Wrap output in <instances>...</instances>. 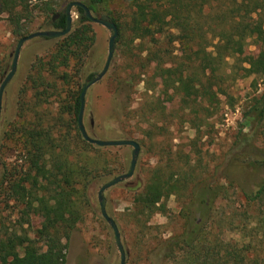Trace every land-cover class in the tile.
Returning a JSON list of instances; mask_svg holds the SVG:
<instances>
[{
  "label": "trees",
  "instance_id": "16d2710c",
  "mask_svg": "<svg viewBox=\"0 0 264 264\" xmlns=\"http://www.w3.org/2000/svg\"><path fill=\"white\" fill-rule=\"evenodd\" d=\"M73 1H81L93 14H99L112 2L69 3ZM31 2L0 0V13L8 16L17 36L22 34L23 19L32 16ZM128 2L133 7L131 40L133 44L138 42L140 52L135 54L138 62L131 54L137 62L133 66L137 68L135 74L121 84L133 90L140 83L145 84L140 112L149 122L156 109L153 92L158 80L160 93L171 101L177 98L183 113L191 116L182 122L196 130L194 143L200 138L201 128L217 114L220 97L228 95L233 81L252 75L264 77V0ZM46 5V12L51 13L52 2ZM77 12V27L59 40L50 60L38 61L35 82H45L46 72L54 79H65L69 62L74 58L83 60L93 46L90 21L82 8H77ZM101 18L115 22L105 15ZM50 26L55 30L66 28L65 9L55 19L51 17ZM120 37L119 34L117 42ZM249 40L261 48L250 61L237 56ZM176 44L180 46L178 54ZM231 58L233 64L228 63ZM32 90L34 104L28 105L30 110L39 107L41 95L37 87ZM81 93L69 110L78 129ZM59 96L58 93L57 99ZM64 109L59 106L56 115L61 117ZM244 119V126L253 128L252 133L264 128V92L253 99ZM55 128L56 124L43 125L39 119L37 123L24 120L11 123L6 133L7 140L15 143L23 158L22 177L11 184L10 193L36 215L45 217L38 239L48 242L49 247L42 251L37 242L28 238H1L0 264H67L71 233L84 222L90 190L98 183V174L105 169L111 148L90 144L80 134L87 150L77 156L72 151L81 145L79 140L68 133L55 132ZM118 139L133 140L127 136ZM235 145L212 170L201 167L200 152L194 147L188 153L167 147L171 160L159 159L132 203L134 232L129 258L133 264H264V177L251 190L238 185L230 173L237 159L248 157L258 158L252 166L264 169V151L257 154L253 134H240ZM93 148L99 156L90 155L88 150ZM129 191L133 193V188ZM233 195L235 201H231ZM172 196L180 204V229L164 238L160 233L162 226L152 224L151 219L156 214H167L162 201Z\"/></svg>",
  "mask_w": 264,
  "mask_h": 264
},
{
  "label": "rangeland",
  "instance_id": "374dc122",
  "mask_svg": "<svg viewBox=\"0 0 264 264\" xmlns=\"http://www.w3.org/2000/svg\"><path fill=\"white\" fill-rule=\"evenodd\" d=\"M70 1L32 0V16L23 19V31L20 36L14 34L8 16L0 13V72H3L0 75V85L11 71L13 55L19 40L35 32L55 30L50 26L51 17L56 18ZM47 2H52L51 13L46 12ZM99 11V14L93 15L97 18H101L102 15L112 18L119 26L121 37L116 44L114 59L107 75L87 92L83 123L93 139L108 141L127 136L140 143L141 151L133 178L105 192L107 211L118 224L127 252L126 264H133L129 258L134 232L130 218L132 203L136 192L143 190L147 184L159 159L171 160L167 147H172L174 151L180 148L186 153L194 147V151L200 152L201 167H207L209 170L221 162L224 155L236 148L235 144L240 134H253L257 154L264 151V128L259 127L252 133L253 128L244 126V115L253 99L264 92V77L252 75L239 77L233 81L228 95L220 97L217 114L201 128L200 138L193 143L197 135L196 130L191 124L182 122L183 119H191V116L183 113L177 98L171 101L160 93L158 80L155 82L153 92L156 96L154 101L156 109L149 122L143 119L140 112L145 101V84L140 83L134 90L121 84L131 74H135L137 68L133 66L139 60L135 57V54L140 52V48L136 47L138 42L133 44L131 40L133 7L128 0H112L107 8H101ZM78 19L77 9L74 8L72 28L77 27ZM90 24L95 42L83 60L74 58L69 62V67L66 69L68 76L65 79H54L46 72L45 82H35L39 71L38 61L43 58L50 60L61 38L33 39L26 42L21 50L17 72L7 85L2 102L0 239L18 236L37 242L42 251H46L49 247L48 242L38 239V231L45 224V217L36 215L10 193L11 184L22 177L20 170L23 158L15 143L7 140L6 133L10 130L11 123L24 120L37 123L39 119L43 125L56 124L55 132L68 133L79 140L81 145L72 151L73 154L80 156L82 150H87V147L82 145L83 138H80L77 121L69 110L76 97L80 95L88 77L103 70L108 58V46L112 34L100 24L92 22ZM174 48L178 54L180 46L176 44ZM260 49L254 40H249L248 45L239 51L237 56L250 61L257 57ZM131 56L137 61L136 63ZM228 63L233 64L234 59H229ZM244 66L248 67L247 64ZM33 86L39 89L41 95L37 102L39 107L30 110L28 105L34 104ZM57 87L59 88L56 90ZM58 93L60 96L57 99ZM59 106L65 108L61 117L56 115ZM107 148H111V153L106 158L105 169L98 174V183L90 190L84 222L71 233L67 264H120L121 262L114 232L102 217L98 193L104 184L129 171L133 148L129 146ZM94 149L88 150L90 155L99 156ZM256 159L258 158H240L234 162L230 173L238 185L254 190L260 179L264 177V169L252 166ZM130 188H133V193L129 191ZM40 193L43 194L45 191L40 190ZM235 197V195L231 196V201H235ZM162 203L167 209V214H156L151 219V223L162 226L161 236L167 238L180 229L178 218L180 204L175 196L163 200ZM168 215L172 216V219H168Z\"/></svg>",
  "mask_w": 264,
  "mask_h": 264
},
{
  "label": "water",
  "instance_id": "95a60500",
  "mask_svg": "<svg viewBox=\"0 0 264 264\" xmlns=\"http://www.w3.org/2000/svg\"><path fill=\"white\" fill-rule=\"evenodd\" d=\"M74 8H76V9L82 8L85 12L87 19L90 22L100 24V25L104 26L105 28H107L112 33L111 37H110V41H109V46H108V58H107V61H106V64H105L103 70L100 73L95 74L92 79L87 80V82L85 83V85L83 87L81 97H80L81 107H80V112H79L78 123H79V130H80V133H81L83 139L90 144H93V145H96L99 147L129 146V147L133 148L132 161L130 164L129 171L127 173H124L122 175L115 177L114 179H112L108 183L104 184L100 188L99 193H98V201H99L102 217L110 225V227L112 228L114 235H115L116 245L119 249L120 256H121L120 264H126L127 252H126L124 245H123V242H122V237H121V232L119 230V227H118L116 221L109 215V213L107 211V199L105 196V192L108 189L133 178L135 171H136V166H137L138 158L140 155L141 146L137 141H133V140H108V141H105V140L93 139L88 134V132L85 128V125L83 123V115H84L85 108H86L87 92L92 86H94L95 84L100 82L107 75V73L110 69V66L113 62V59H114V55H115V51H116V44H117V40H118L119 34H120L119 28L116 25V23L109 20V19H103V18L95 17L93 15V13L91 12V10L87 7V5H85L81 1H73V2L69 3L65 8L66 28L64 30L40 31V32H35V33H32L28 36L21 38L17 44L15 53L13 55V62H12V66H11V71L7 74L6 78L2 81V83L0 85V131H1L2 102H3L4 92H5L7 85L11 82V80L14 78V76L17 72L20 54H21V50H22L24 44L30 40L37 39V38L58 39V38H62V37H65L66 35H68L72 31V27H73V9Z\"/></svg>",
  "mask_w": 264,
  "mask_h": 264
}]
</instances>
